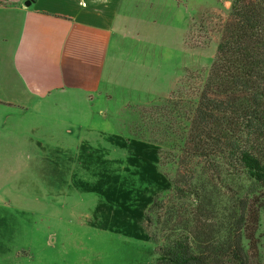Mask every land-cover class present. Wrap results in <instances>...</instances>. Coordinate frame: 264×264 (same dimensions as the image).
Returning <instances> with one entry per match:
<instances>
[{"label":"rangeland","instance_id":"1","mask_svg":"<svg viewBox=\"0 0 264 264\" xmlns=\"http://www.w3.org/2000/svg\"><path fill=\"white\" fill-rule=\"evenodd\" d=\"M188 1L195 15L184 42V26L171 25L154 46L141 44L145 66L126 64L148 86L155 47L157 79L178 76L167 95L122 107L60 94L26 125L0 112V264H154L166 237L195 224L217 235L236 213L237 183L248 181L235 177L229 149L188 141L234 0ZM108 106L118 112L103 119ZM256 205L260 220L243 243L264 264V192Z\"/></svg>","mask_w":264,"mask_h":264},{"label":"crops","instance_id":"2","mask_svg":"<svg viewBox=\"0 0 264 264\" xmlns=\"http://www.w3.org/2000/svg\"><path fill=\"white\" fill-rule=\"evenodd\" d=\"M194 15L188 0H0V112L26 125L28 118L39 120L45 99L60 94L117 98L122 107L165 96L178 76L173 84L157 79L155 47L146 55L153 73L148 86L127 60L145 66L141 44L154 46L157 33L167 35L171 25L184 26L183 43Z\"/></svg>","mask_w":264,"mask_h":264},{"label":"trees","instance_id":"3","mask_svg":"<svg viewBox=\"0 0 264 264\" xmlns=\"http://www.w3.org/2000/svg\"><path fill=\"white\" fill-rule=\"evenodd\" d=\"M203 138L227 147L235 177L248 183H237V211L217 235L195 224L166 237L154 264H253L243 241H252L248 230L260 220L256 200L264 192V0L232 3L192 116L188 141Z\"/></svg>","mask_w":264,"mask_h":264},{"label":"bare ground","instance_id":"4","mask_svg":"<svg viewBox=\"0 0 264 264\" xmlns=\"http://www.w3.org/2000/svg\"><path fill=\"white\" fill-rule=\"evenodd\" d=\"M101 115H102L103 119H107L108 118V114L107 113L102 112Z\"/></svg>","mask_w":264,"mask_h":264}]
</instances>
